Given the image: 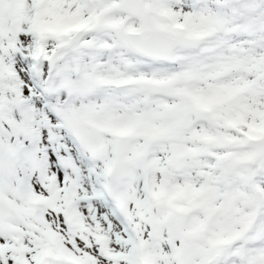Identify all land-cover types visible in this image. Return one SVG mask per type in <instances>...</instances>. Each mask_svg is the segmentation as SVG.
Segmentation results:
<instances>
[{
  "label": "snow or ice",
  "instance_id": "obj_1",
  "mask_svg": "<svg viewBox=\"0 0 264 264\" xmlns=\"http://www.w3.org/2000/svg\"><path fill=\"white\" fill-rule=\"evenodd\" d=\"M0 264H264V0H0Z\"/></svg>",
  "mask_w": 264,
  "mask_h": 264
}]
</instances>
